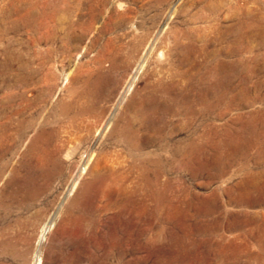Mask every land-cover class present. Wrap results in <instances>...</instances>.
Wrapping results in <instances>:
<instances>
[{"label":"rangeland","instance_id":"obj_1","mask_svg":"<svg viewBox=\"0 0 264 264\" xmlns=\"http://www.w3.org/2000/svg\"><path fill=\"white\" fill-rule=\"evenodd\" d=\"M0 264H264V0H0Z\"/></svg>","mask_w":264,"mask_h":264},{"label":"bare ground","instance_id":"obj_2","mask_svg":"<svg viewBox=\"0 0 264 264\" xmlns=\"http://www.w3.org/2000/svg\"><path fill=\"white\" fill-rule=\"evenodd\" d=\"M158 57L160 58V59H162V57H163V53L161 52L159 55H158ZM165 57V56H164ZM167 59V58H166ZM159 60V59H158ZM160 61V60H159ZM164 61V60H163ZM162 61V62H163Z\"/></svg>","mask_w":264,"mask_h":264}]
</instances>
